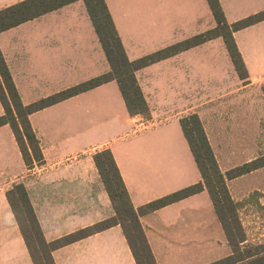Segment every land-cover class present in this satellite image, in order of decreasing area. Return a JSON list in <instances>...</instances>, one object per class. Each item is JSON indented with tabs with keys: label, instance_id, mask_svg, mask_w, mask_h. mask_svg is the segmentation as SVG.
<instances>
[{
	"label": "crops",
	"instance_id": "1",
	"mask_svg": "<svg viewBox=\"0 0 264 264\" xmlns=\"http://www.w3.org/2000/svg\"><path fill=\"white\" fill-rule=\"evenodd\" d=\"M21 1L0 0V10ZM104 2L129 61L216 26L207 0ZM218 2L228 24L264 11V0ZM233 38L247 71L244 80L221 37L138 69L148 117L129 115L115 80L32 113L40 165L27 168L11 128L1 126L0 189L24 186L43 237L52 242L115 216L93 160L98 151H111L135 210L200 183L180 120L196 114L202 121L201 111L208 107L223 116L240 93L257 85L262 92L264 85V20ZM0 51L24 105L111 71L82 0L1 32ZM228 78L232 85L226 84ZM236 81L240 88L233 87ZM3 112L0 102V116ZM143 124L148 128H134ZM222 124L237 121L222 118ZM245 124L254 125V118ZM218 166L223 174L233 169ZM6 177H12L8 184L2 182ZM236 178L226 179V185ZM139 222L156 264H212L232 251L205 188L140 215ZM24 250L18 252L27 262L12 264H33ZM51 256L55 264H136L120 225L57 248Z\"/></svg>",
	"mask_w": 264,
	"mask_h": 264
},
{
	"label": "trees",
	"instance_id": "2",
	"mask_svg": "<svg viewBox=\"0 0 264 264\" xmlns=\"http://www.w3.org/2000/svg\"><path fill=\"white\" fill-rule=\"evenodd\" d=\"M75 1L78 0H24L1 9L0 33ZM82 1L110 64L111 71L109 73L35 103L24 105L0 51V102L4 111L3 115L0 116V127L9 125L11 128L27 168H31L34 164L40 165L43 162L39 141L29 121V116L32 113L115 80L129 115L147 117L149 115L148 104L137 83L135 72L149 64L218 37L223 39L235 71L239 78L244 80L247 78V71L234 41L233 33L264 20L263 11L233 24H228L218 0H207L216 22L213 29L137 61H129L104 0ZM262 93L264 96V85L262 86ZM180 125L200 171L202 181L137 210L131 204L118 167L108 149L96 152L93 155V160L115 212V216L111 219L80 229L55 241L47 242L43 237L24 186L17 184L7 191V201L17 218L32 263L55 264L51 256L55 249L112 226L120 225L136 264H156L139 222V216L199 193L205 188L232 250L228 257L212 264H264V243L256 245L247 243L245 232L238 218L237 206L226 185V179L236 178L264 167V156L223 174L219 169L198 115L191 114L182 118ZM18 204L23 205L26 209L29 216V221L27 217V229L31 230L32 234L24 229L23 224L18 219L16 210ZM38 255H41L42 258Z\"/></svg>",
	"mask_w": 264,
	"mask_h": 264
},
{
	"label": "rangeland",
	"instance_id": "3",
	"mask_svg": "<svg viewBox=\"0 0 264 264\" xmlns=\"http://www.w3.org/2000/svg\"><path fill=\"white\" fill-rule=\"evenodd\" d=\"M228 81L226 84L232 85V79L228 78ZM241 85V82L236 81L233 87L240 88ZM222 118H234L237 124L223 125ZM253 118L254 125L247 126L245 124L247 119ZM201 119L202 126L207 129L208 138H210L208 141H210L211 149L214 150L213 154L215 153L216 161L218 160V165L223 171L241 167L245 163L264 156V98L259 85L251 89L249 93H240L234 108L224 110L223 116L222 111L208 107L201 111ZM134 128L143 130L148 127L147 124H143ZM11 179L12 177H6L2 182L8 184ZM227 187L237 206L238 218L247 243L255 245L264 243V168L238 176L228 182ZM5 189H0V264H12L16 261L26 263L27 259L19 256L18 249L22 247L26 251L27 247L22 239L17 218L6 200L7 190ZM17 206L18 219L24 229L32 234V231L27 229L29 216L25 207L21 204Z\"/></svg>",
	"mask_w": 264,
	"mask_h": 264
}]
</instances>
